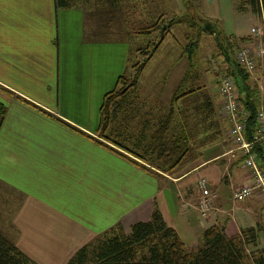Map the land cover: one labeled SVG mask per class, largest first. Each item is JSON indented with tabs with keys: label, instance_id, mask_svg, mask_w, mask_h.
I'll use <instances>...</instances> for the list:
<instances>
[{
	"label": "crops",
	"instance_id": "1",
	"mask_svg": "<svg viewBox=\"0 0 264 264\" xmlns=\"http://www.w3.org/2000/svg\"><path fill=\"white\" fill-rule=\"evenodd\" d=\"M244 6L237 8L250 12ZM85 10L55 0H0V233L36 264H64L114 223L127 231L148 218L155 204L186 249L213 223L226 234L253 227L254 246L264 249V207L255 196L230 197L244 172L232 181L217 162L218 173L213 167L201 174L216 192L206 216L196 196L182 193L200 175L192 181L187 174L223 151L178 176L157 177L96 135L102 95L128 65L127 46L86 28ZM208 16H200L204 25H214ZM235 31L220 30L245 43L246 34Z\"/></svg>",
	"mask_w": 264,
	"mask_h": 264
},
{
	"label": "trees",
	"instance_id": "2",
	"mask_svg": "<svg viewBox=\"0 0 264 264\" xmlns=\"http://www.w3.org/2000/svg\"><path fill=\"white\" fill-rule=\"evenodd\" d=\"M247 2L251 10L260 15L257 0ZM55 3L58 6L75 4L73 0H55ZM261 7L264 21V0H261ZM140 22L133 23L132 26L134 32L142 35L149 34L161 24L150 20ZM205 22L206 20L202 28L214 34L216 43L222 49L221 53L226 60L225 71L234 76L238 98L248 109V123H251L257 89L249 80L248 72L239 67L234 54H231L236 41L216 30L213 24L208 22L204 25ZM163 31L159 33L160 41ZM219 36L224 39V45L220 44ZM245 38L246 36L240 37L242 41ZM196 44L197 38L190 39L184 46L188 57L195 50ZM156 46L152 44V49L148 51L147 44L142 48L137 47L142 59L137 64L136 61L133 62L134 73L129 75L126 65L117 75L113 87L103 93L98 107L95 133L146 162L149 167L113 149L153 175L157 173L150 166L163 173L169 172L178 176L202 161H195L200 153L196 150L195 154L194 149L214 138L207 135L206 131L209 129L213 128V135L219 134L225 121L218 114L209 90L202 84H193L192 81L197 79V75L193 73L191 76L189 72L179 79L161 114L150 117L151 107L156 105L154 102L144 104L143 100L138 99L136 83L142 67ZM158 107L160 109L161 106ZM4 112L5 106L0 102V122ZM135 122L142 128L137 134L132 131ZM146 128L149 129L148 133H145ZM125 141H131V147H127ZM259 157L260 165L264 169V157L261 154ZM187 160L189 165L183 166ZM254 244L253 227L226 234L222 226L213 223L202 229L196 247L186 249L176 231L165 223L153 204L148 218L130 223L127 231L122 229L119 222L114 223L80 245L64 264H264V249L257 248ZM248 247L254 249L248 251ZM0 264L35 263L0 233Z\"/></svg>",
	"mask_w": 264,
	"mask_h": 264
},
{
	"label": "rangeland",
	"instance_id": "3",
	"mask_svg": "<svg viewBox=\"0 0 264 264\" xmlns=\"http://www.w3.org/2000/svg\"><path fill=\"white\" fill-rule=\"evenodd\" d=\"M73 2L89 9L85 10V27L95 29L96 36L122 38L127 46L126 64H128L129 75H132L135 70V67L132 66L133 62L136 61L137 64L142 59V55L136 48H142L147 44L148 48L146 51H148L152 49V44L157 45L152 56L148 59L149 61L147 60L145 67L138 75L136 83L138 99L143 100L144 104H153L154 102L156 105L151 107V118L161 114L177 82L186 72H189L191 76L193 73L197 75V79L192 81L193 84H202L203 87L209 90L217 112L221 116L219 96L216 89L219 78L226 74V63L224 62L226 60H224L221 53L222 49L216 43L214 34L203 30L202 26L205 19L204 17L200 18L202 13L215 17L213 19H217L216 21L218 22L215 21L214 26L220 28L223 32L227 33L235 29L238 30L235 33L246 34L245 43L251 42V40H258V37L249 34V27L251 25L260 26L262 23L259 13L251 10L247 0H73ZM245 3L248 5V9L250 8V12L237 8V6L239 8L246 7L244 6ZM149 20L158 21L161 23L160 27L155 28L149 34L142 35L134 32L133 23ZM163 23L164 27L161 30ZM162 31L163 37L160 41L159 33ZM228 37L231 40L233 39V37ZM196 38L195 50L193 49V52L188 57L184 46L187 45L190 39L195 40ZM220 41V44L224 45V39ZM242 44L244 43L240 41L236 43L232 48L231 54L233 55ZM248 74L249 80L256 86L254 76L257 75V72L254 71L252 75L248 72ZM191 78L194 79V77ZM158 106H161L160 109H158ZM137 121L140 122L139 120ZM224 123L225 125L221 128L219 134L213 135V128L206 131L207 135L214 138L194 149L195 154L197 151L200 153L195 161L203 160L214 153H218L220 150L224 151L228 147L227 126L226 122ZM147 129H145V133L149 132L150 127ZM140 130L142 128L135 122L132 127L133 133ZM99 137L107 143L111 142L102 136ZM131 141H125L124 143L127 147H131ZM114 148H116V145ZM118 150L136 158L126 149L119 148ZM226 157L227 155H223L215 160L209 159L204 165L190 171L186 178L194 181L197 175L200 174L199 176H202L201 174H205L206 171L213 169V167H216L215 169L218 173L220 168H218L217 162L225 163L228 166V172L230 173L231 171L229 175L244 172V168L240 165L241 161H233L234 156H231L229 160H226ZM136 159L139 160L138 158ZM139 162L147 165L141 159ZM188 162L189 160L183 166L189 165L190 162ZM150 168L157 173V177L170 178V176H175V174L163 173L151 166ZM222 179L227 180L226 174L222 176ZM231 180H234L233 175ZM196 188V184L194 185V182H191L183 186L182 193L184 196H191V201H194V196H196L195 200L198 197ZM251 249L254 248H247L248 251Z\"/></svg>",
	"mask_w": 264,
	"mask_h": 264
},
{
	"label": "built area",
	"instance_id": "4",
	"mask_svg": "<svg viewBox=\"0 0 264 264\" xmlns=\"http://www.w3.org/2000/svg\"><path fill=\"white\" fill-rule=\"evenodd\" d=\"M260 9L261 25H251L249 34L258 37V40L242 44L234 52L236 63L251 75L254 71L256 82L255 111L251 117L248 109L238 98V89L234 76L223 74L217 84L219 96V110L226 122V132L229 141L228 147L222 154L227 157L234 156L241 161L244 168V177L231 191L232 201H241L255 196L264 207V169L260 165L259 155L264 157V21L261 14V0H257ZM258 151L260 154H258ZM195 184L199 194L195 201L198 213L206 216L211 201L216 197V192L210 189L204 176H197Z\"/></svg>",
	"mask_w": 264,
	"mask_h": 264
},
{
	"label": "water",
	"instance_id": "5",
	"mask_svg": "<svg viewBox=\"0 0 264 264\" xmlns=\"http://www.w3.org/2000/svg\"><path fill=\"white\" fill-rule=\"evenodd\" d=\"M163 27H164V23H163L162 26H161V30L163 29Z\"/></svg>",
	"mask_w": 264,
	"mask_h": 264
}]
</instances>
